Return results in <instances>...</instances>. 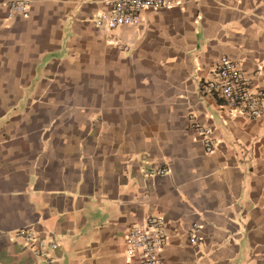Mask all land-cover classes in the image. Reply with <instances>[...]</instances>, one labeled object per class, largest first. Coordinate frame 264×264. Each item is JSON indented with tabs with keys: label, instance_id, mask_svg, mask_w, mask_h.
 I'll use <instances>...</instances> for the list:
<instances>
[{
	"label": "crops",
	"instance_id": "obj_1",
	"mask_svg": "<svg viewBox=\"0 0 264 264\" xmlns=\"http://www.w3.org/2000/svg\"><path fill=\"white\" fill-rule=\"evenodd\" d=\"M106 10L0 0V264H44L23 229L57 244L52 264H137L123 239L149 217L163 264H264V117L199 92L221 57L264 87V0H188L112 31L94 24Z\"/></svg>",
	"mask_w": 264,
	"mask_h": 264
},
{
	"label": "built area",
	"instance_id": "obj_2",
	"mask_svg": "<svg viewBox=\"0 0 264 264\" xmlns=\"http://www.w3.org/2000/svg\"><path fill=\"white\" fill-rule=\"evenodd\" d=\"M188 0H106L107 10L100 12L94 24L98 29L112 31L120 27H137L141 14L145 10L160 11L171 9ZM12 14L27 16V1H15L9 6ZM256 75L259 73L256 72ZM201 95H210L220 99L224 105L251 119L264 117V87L254 88L253 79L233 60L221 57L212 78L200 86ZM202 138L206 152L214 150L211 132L203 126H195ZM161 170L157 173L164 174ZM199 226L192 225L189 232L193 244L200 240L197 235ZM24 240L25 246L44 264H52L51 254L56 250V243H48L30 229L16 232ZM167 239L164 222L158 217H149L142 224L130 227L123 243L130 255H135L137 264H163L161 253Z\"/></svg>",
	"mask_w": 264,
	"mask_h": 264
}]
</instances>
